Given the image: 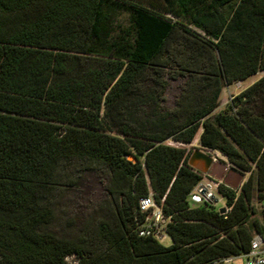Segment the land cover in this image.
Segmentation results:
<instances>
[{
  "label": "trees",
  "instance_id": "16d2710c",
  "mask_svg": "<svg viewBox=\"0 0 264 264\" xmlns=\"http://www.w3.org/2000/svg\"><path fill=\"white\" fill-rule=\"evenodd\" d=\"M264 0H0V264H208L248 252L264 221ZM170 80H182L172 107ZM249 173L227 211L190 193L192 143ZM110 171L115 221L59 237L54 200L83 168ZM172 243L138 234L139 199ZM165 200L162 201V198ZM264 214V211H263Z\"/></svg>",
  "mask_w": 264,
  "mask_h": 264
},
{
  "label": "rangeland",
  "instance_id": "374dc122",
  "mask_svg": "<svg viewBox=\"0 0 264 264\" xmlns=\"http://www.w3.org/2000/svg\"><path fill=\"white\" fill-rule=\"evenodd\" d=\"M264 75V70L256 75L240 82L226 86L223 89L220 104L226 107L228 102L243 89L250 86ZM182 80H170L166 91L164 105L172 107L175 98L180 93ZM199 131L192 143H180L168 139V144L187 147L192 153L195 149H202L215 158V162L208 178L217 179L227 186L240 190L242 184L247 180L249 173L236 169L222 153L204 149L200 145ZM76 184L65 185L55 196L54 210L55 221L51 225L52 231L59 237L76 238L88 233H95L102 223H112L115 221L116 212L112 196L108 191L110 171L104 166H93L82 168L77 174ZM225 199L219 200L218 207L225 206ZM255 213L252 215L249 224L257 218L264 221V199L260 201L255 197L252 201ZM166 242H169L167 239ZM243 259L238 258L233 264H243ZM227 264V263H224Z\"/></svg>",
  "mask_w": 264,
  "mask_h": 264
},
{
  "label": "built area",
  "instance_id": "2783aa9c",
  "mask_svg": "<svg viewBox=\"0 0 264 264\" xmlns=\"http://www.w3.org/2000/svg\"><path fill=\"white\" fill-rule=\"evenodd\" d=\"M205 174L204 178L196 185L194 190L190 193L189 199L194 205L203 203L212 204L218 206L219 200H223L224 197L219 193L218 187L221 181L208 178ZM165 197L162 198V201ZM139 211L144 214V220L138 223L136 231L143 237H154L161 243L167 244L166 240H170V236L166 231V225L170 220L164 213L161 205H159L152 194L143 196L139 199ZM223 207V206H221ZM226 211L228 210L226 204ZM242 258L243 264H264V235L255 233L251 248L248 252L242 253L238 256H229L219 258L208 264H233L236 259ZM67 264H79V258L77 255H68L66 257Z\"/></svg>",
  "mask_w": 264,
  "mask_h": 264
},
{
  "label": "water",
  "instance_id": "95a60500",
  "mask_svg": "<svg viewBox=\"0 0 264 264\" xmlns=\"http://www.w3.org/2000/svg\"><path fill=\"white\" fill-rule=\"evenodd\" d=\"M214 162L215 158L202 149H195L189 159V164L192 167L199 169L205 174H208L210 172ZM220 211L225 212L226 207H221Z\"/></svg>",
  "mask_w": 264,
  "mask_h": 264
},
{
  "label": "crops",
  "instance_id": "0c3cea01",
  "mask_svg": "<svg viewBox=\"0 0 264 264\" xmlns=\"http://www.w3.org/2000/svg\"><path fill=\"white\" fill-rule=\"evenodd\" d=\"M241 83H242V81H241ZM223 93V92H222ZM220 100H222V95H221V99ZM225 107H222L221 106V104H220V106L218 107V109L216 110V112H218V111H220V110H223ZM202 131H203V128H201L200 130H199V140H200V136H201V133H202ZM187 148V147H186ZM172 243V240L170 239L169 240V242H167V244L166 245H170Z\"/></svg>",
  "mask_w": 264,
  "mask_h": 264
}]
</instances>
